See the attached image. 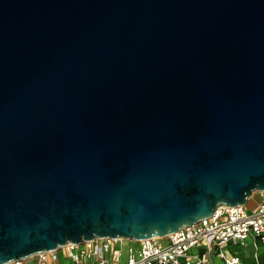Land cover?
I'll use <instances>...</instances> for the list:
<instances>
[{"label": "water", "instance_id": "1", "mask_svg": "<svg viewBox=\"0 0 264 264\" xmlns=\"http://www.w3.org/2000/svg\"><path fill=\"white\" fill-rule=\"evenodd\" d=\"M263 190L264 0H0V264Z\"/></svg>", "mask_w": 264, "mask_h": 264}, {"label": "built area", "instance_id": "2", "mask_svg": "<svg viewBox=\"0 0 264 264\" xmlns=\"http://www.w3.org/2000/svg\"><path fill=\"white\" fill-rule=\"evenodd\" d=\"M256 192L259 199L250 210L245 205L219 206L210 216L165 236L125 242L120 238L83 240L38 252L31 259L33 264H60V260L71 264H215V254L223 264H241L236 253L227 256L223 248L243 246L248 239L254 245L264 244V190L253 192L248 200Z\"/></svg>", "mask_w": 264, "mask_h": 264}, {"label": "rangeland", "instance_id": "3", "mask_svg": "<svg viewBox=\"0 0 264 264\" xmlns=\"http://www.w3.org/2000/svg\"><path fill=\"white\" fill-rule=\"evenodd\" d=\"M258 192H256L255 194H253V196L248 200V202L245 204L244 208L246 210H250L255 203L258 201ZM252 240L248 239L246 240V245L244 247L238 246V245H228L226 247L223 248L224 253H226L227 256H229L230 252H234V253H240V257L244 258V261H246V263H250L251 261H254V256L252 254V252L255 251V246L252 245ZM257 245L264 249V244H261L260 242L257 243ZM125 256H123L124 258ZM25 261L23 262V264H31V257L24 259ZM214 261L215 264H223V261L214 254ZM60 264H71V262L69 260H60Z\"/></svg>", "mask_w": 264, "mask_h": 264}, {"label": "crops", "instance_id": "4", "mask_svg": "<svg viewBox=\"0 0 264 264\" xmlns=\"http://www.w3.org/2000/svg\"><path fill=\"white\" fill-rule=\"evenodd\" d=\"M253 246H255V251L252 252L253 256H254V261H251L250 263H246V261H244V258L240 257V253H236V255L239 257L241 264H264V249L260 248L257 244L254 245L253 242H251ZM246 245V242L243 246L244 247ZM31 264H33L32 260H31Z\"/></svg>", "mask_w": 264, "mask_h": 264}, {"label": "bare ground", "instance_id": "5", "mask_svg": "<svg viewBox=\"0 0 264 264\" xmlns=\"http://www.w3.org/2000/svg\"><path fill=\"white\" fill-rule=\"evenodd\" d=\"M120 240L122 241V242H125L127 239H125V238H120ZM30 258V257H29Z\"/></svg>", "mask_w": 264, "mask_h": 264}]
</instances>
